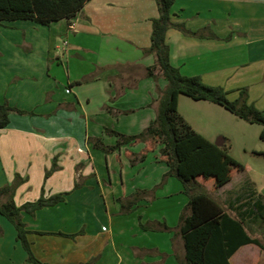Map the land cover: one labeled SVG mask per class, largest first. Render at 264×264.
Segmentation results:
<instances>
[{"label":"crops","instance_id":"0c3cea01","mask_svg":"<svg viewBox=\"0 0 264 264\" xmlns=\"http://www.w3.org/2000/svg\"><path fill=\"white\" fill-rule=\"evenodd\" d=\"M172 13L173 23L201 34L168 31L172 65L185 76H199L209 86L223 87L235 100L239 90L246 88L249 103L264 112L259 105L264 93L252 96L257 88L253 80L264 81V0H175ZM158 16L156 0H91L71 24L57 22L59 30L44 35L41 42L35 31H20L16 26L20 21L1 26L6 41L0 45V103L34 115L13 113L9 126L0 130V188L13 183L17 175L25 179L16 190L18 206L39 199L43 188L47 196L69 193L64 203L34 216L24 215L33 232L29 240L34 254L43 262L87 264L94 259V264H178L176 254L184 260V245L178 239L140 226L142 222L173 228L181 215L182 198L171 214L169 208L155 212L156 204L170 202L184 190L175 177L163 179L170 169L160 155L151 151L137 165L138 174L129 170L128 175L126 169L136 157L131 146L106 156L90 143L93 137L113 146L115 138H108L107 129L137 135L156 119L158 98L167 81L159 72L158 80L147 77L156 58L144 50L151 45L152 21ZM55 37L67 43L64 55L56 58L51 41ZM37 44L44 49L41 57ZM76 64L80 69L74 71ZM180 102L181 98L179 106ZM141 143L140 154L149 146ZM54 160L58 169L45 179ZM117 164L120 171L114 169ZM228 187V194H236L229 206L237 208L241 218L246 214L241 206L250 208L251 198L264 194L250 180L235 190L233 185ZM138 191H147V197L130 216L119 215L117 198L129 199ZM5 219L0 216V224L12 228ZM100 221L107 225L100 227ZM85 223V233L76 239L37 233L76 234ZM5 244L0 240V255L6 252ZM248 246L261 251L246 245L234 257Z\"/></svg>","mask_w":264,"mask_h":264},{"label":"trees","instance_id":"16d2710c","mask_svg":"<svg viewBox=\"0 0 264 264\" xmlns=\"http://www.w3.org/2000/svg\"><path fill=\"white\" fill-rule=\"evenodd\" d=\"M91 0H0V26L17 21H30L37 25L50 27L52 24L67 21L69 24L85 8ZM159 16L152 21L151 45L144 50L145 55H154L155 65L148 67L147 77L158 80L157 72L167 81V87L160 92L158 98L157 117L150 125L137 135H125L114 130L106 133L117 137V143L107 146L102 139H91L93 146L110 154L126 145L141 142L149 144L141 156H136L132 163L142 161L147 153L160 149V161L169 167L164 176L176 177L184 187V193L189 197L187 211L180 216L179 232L184 249V260L180 264H232L231 259L246 245H255L264 252V239L253 237L244 217H233L214 197L213 194L230 183L232 172H244L245 167L236 161L225 147H218L193 127L179 113V99L184 95L194 101H207L225 108L230 113L251 124L264 127V112L248 102V90H239V98L231 101L229 92L223 87L209 86L201 77L183 75L171 63V50L167 43V33L176 28L186 35L197 37L199 32H191L183 24L172 21V9L175 0H156ZM81 83V82H77ZM34 115L32 112L11 107L8 102L0 103V130L10 124V115ZM264 140V131L261 133ZM264 157V153L260 154ZM58 166L54 160L53 166L45 174L48 179ZM199 179L207 182L214 181L211 191L199 183ZM25 179L16 176L12 184L0 188V216L5 217L15 228L17 241L27 253V261L31 264H48L38 259L32 249L27 223L24 215L34 216L37 211L53 207L67 201L69 193H59L47 196L43 188L39 199L18 206L15 202L17 188ZM164 183V181H163ZM79 184L75 187L79 188ZM204 187V188H203ZM148 195L147 191H138L131 198L122 202V214L128 215L135 206ZM255 197V196H254ZM251 198L250 219L264 226V206L262 198ZM122 200V199H121ZM256 211V212H255ZM145 231H171L166 224L140 222ZM2 229L0 228V233ZM76 239L84 234L83 230L76 234L44 233ZM92 261L87 263L91 264Z\"/></svg>","mask_w":264,"mask_h":264},{"label":"rangeland","instance_id":"374dc122","mask_svg":"<svg viewBox=\"0 0 264 264\" xmlns=\"http://www.w3.org/2000/svg\"><path fill=\"white\" fill-rule=\"evenodd\" d=\"M83 17V16H81ZM15 22L12 23H6L5 25H11L14 24ZM16 25L20 31H28L31 32L32 34L35 31L36 34L40 33L39 35L33 34L36 36V39L42 40L44 35L49 34V32L53 33L54 31L59 30L60 24H53V27H46V26H41L37 25L33 22L30 21H20V23H17ZM4 26V25H3ZM63 26H65L63 24ZM7 27V26H6ZM5 31V27L0 26V45L2 46L6 39H2L3 37V32ZM56 40H51L52 41V54L53 57L56 58L57 56H63L65 51H64V45L61 37H55ZM41 42V41H40ZM58 46V48H57ZM37 49H39L38 54H40V57L44 54V49L43 46L37 44ZM67 49V48H66ZM38 58V60L40 59ZM80 69L79 65H75V68L73 66V70H78ZM85 68L82 66L81 70H84ZM80 70V71H81ZM254 85L255 88L253 90L252 96L258 97V94L264 93V81L261 82L260 78H257L256 80L254 79ZM238 92V91H237ZM248 96H249V91H248ZM181 102L179 106V113L185 118V120L194 125V130L200 134H202L204 137H206L208 140H210L213 143H216L220 138L224 139V145L228 149L229 154L240 164H242L246 171L244 173H239L237 170L233 171V176L232 179H234L233 182L228 183L226 189H219L213 194V197L230 213L234 214L237 216L239 213V210L237 208L229 206V202L232 200L234 201L236 199V194L230 195L227 193V190L231 189V187H228L230 185H233V189L240 187V185L245 182L246 180L252 181L256 188L260 190V192H264V157L260 154L264 153V140L261 139V133L264 131V127L259 124H251L249 122H246L236 115L230 113L227 111L225 108L215 105L213 103L207 102V101H194L184 95L180 96ZM229 100L235 101V98L232 96V93L229 92L228 95ZM239 98V94L237 99ZM249 102V100H248ZM251 104V103H250ZM259 105L264 106V102L259 100ZM259 107V106H258ZM260 110V109H259ZM263 111V110H261ZM188 119V120H187ZM189 123V122H188ZM108 135V138H115V144L117 143V137ZM94 138L92 137V140ZM93 146V143L90 142ZM142 143H138L135 145H126V146H131L130 148L134 152L136 156H141V152H139L142 147ZM144 144V143H143ZM140 145V147L138 146ZM223 145V146H224ZM125 147V146H124ZM157 149L155 150L157 155H160V149L161 147L158 146L156 147ZM93 149H96L93 146ZM138 150L137 152L135 150ZM98 150V149H96ZM100 151V150H99ZM119 151V150H118ZM142 151V150H141ZM103 152V151H101ZM117 152V151H116ZM113 152V153H116ZM139 152V153H138ZM104 153V152H103ZM113 153H110L108 155H111ZM152 152L147 153L149 155ZM104 155L108 156L107 154L104 153ZM126 157V156H125ZM160 159V156H159ZM128 160V159H127ZM122 161V160H121ZM129 161V160H128ZM144 161V160H143ZM143 161H137L136 163H132L129 165V167L126 169V173L129 175V170H131L132 175H137L139 172V169L137 165L143 163ZM119 162V161H118ZM120 164V163H119ZM122 166V164H120ZM120 165L117 164L118 168L115 167V170L120 171ZM106 167V166H105ZM52 168V167H51ZM113 170V171H115ZM107 175V169H105V176ZM127 175V177H129ZM234 177V178H233ZM164 179V177H163ZM175 180H178V178H174ZM15 180V179H14ZM109 182V180H106ZM179 181V180H178ZM180 182V181H179ZM199 183L202 184L207 191H211L212 185L214 184V181L209 180L207 182L202 181V179H199ZM12 184V183H10ZM162 186L165 185V183H161ZM226 186V185H225ZM203 187V188H204ZM162 189V187H161ZM234 189V190H235ZM264 197V194L262 195ZM179 198H182V205L179 206L181 209V214L183 211H187L186 207L188 206L189 203V197L184 193V190L182 189V194L179 197H172L170 202H167L168 199H166V202L163 203H158L155 205V212L159 214L160 211L165 210L168 212L166 209H170V214L172 213V207L174 208L177 205V201ZM185 198L187 202H185ZM264 198H262L263 200ZM151 201V200H150ZM156 201V200H155ZM122 202L123 204H127V201L125 199H120L117 198L116 203L120 205L119 207V215H124V216H130V214L125 215L122 214ZM249 201H247L248 203ZM152 203V202H151ZM246 203V204H247ZM263 206H264V201H263ZM162 207V210L160 208ZM244 208V209H243ZM241 209H243V212L246 213L244 216V219L246 220L248 224V229L253 237L264 239V226L262 224H256L253 222L252 219H250V213L252 211L251 208H249L247 205L241 206ZM240 209V211H242ZM256 212V211H255ZM149 213H153L152 211H149ZM100 215V214H99ZM181 216V215H180ZM173 217H175V213H173ZM6 220V219H5ZM8 221V220H7ZM99 221V220H98ZM9 222V221H8ZM85 222V221H84ZM82 222V223H84ZM179 222L180 218L177 220V226L176 227H171V231H162L164 233H169L171 237L174 239H178L182 244L183 241L181 237L178 235L177 228L179 227ZM10 223V222H9ZM83 225V224H82ZM86 223L83 225L82 230L85 233L86 230ZM99 225L100 227H103L104 225H107V223L100 221ZM12 228L10 227H3L2 224H0V228L2 229L0 233V240L3 244V240L6 241V244L4 246V250L6 251L4 254L0 255V264H31L27 261V257L25 258V252L21 248L20 245L17 246V244H20L17 242L16 238V233L14 231L13 226L11 225ZM99 228V227H98ZM117 226L115 223V236H119V232H117ZM128 228V226L126 227ZM12 229V230H11ZM6 230V231H5ZM160 233L159 231H157ZM1 248V247H0ZM260 250V249H259ZM184 251V248H183ZM261 256H260V255ZM175 260L177 261L178 264H180V260H183L180 258L179 255H174ZM5 259V260H4ZM94 259L92 260V262ZM94 264V263H91ZM233 264H264V252L258 251L256 249H252L249 246L244 249L243 251L239 252L233 259Z\"/></svg>","mask_w":264,"mask_h":264},{"label":"water","instance_id":"95a60500","mask_svg":"<svg viewBox=\"0 0 264 264\" xmlns=\"http://www.w3.org/2000/svg\"><path fill=\"white\" fill-rule=\"evenodd\" d=\"M224 139L223 138H220L216 143L215 145H217L218 147H223L224 145Z\"/></svg>","mask_w":264,"mask_h":264},{"label":"built area","instance_id":"2783aa9c","mask_svg":"<svg viewBox=\"0 0 264 264\" xmlns=\"http://www.w3.org/2000/svg\"><path fill=\"white\" fill-rule=\"evenodd\" d=\"M64 45L67 46V43H65Z\"/></svg>","mask_w":264,"mask_h":264}]
</instances>
